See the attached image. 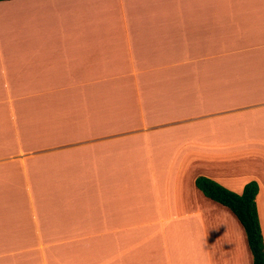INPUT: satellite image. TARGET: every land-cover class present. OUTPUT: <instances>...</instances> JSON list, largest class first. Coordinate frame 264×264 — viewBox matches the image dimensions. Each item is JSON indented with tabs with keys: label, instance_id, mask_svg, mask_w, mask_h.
Segmentation results:
<instances>
[{
	"label": "crops",
	"instance_id": "0c3cea01",
	"mask_svg": "<svg viewBox=\"0 0 264 264\" xmlns=\"http://www.w3.org/2000/svg\"><path fill=\"white\" fill-rule=\"evenodd\" d=\"M200 177L264 235V0L0 2V264H254Z\"/></svg>",
	"mask_w": 264,
	"mask_h": 264
},
{
	"label": "trees",
	"instance_id": "16d2710c",
	"mask_svg": "<svg viewBox=\"0 0 264 264\" xmlns=\"http://www.w3.org/2000/svg\"><path fill=\"white\" fill-rule=\"evenodd\" d=\"M3 1L10 0H0ZM196 185L207 198L228 208L237 217L246 232L254 264H264V235L257 205L260 192L258 182L248 183L242 194L207 177L198 178Z\"/></svg>",
	"mask_w": 264,
	"mask_h": 264
}]
</instances>
